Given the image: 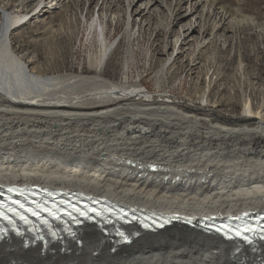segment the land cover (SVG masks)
Segmentation results:
<instances>
[{
    "label": "bare ground",
    "instance_id": "bare-ground-1",
    "mask_svg": "<svg viewBox=\"0 0 264 264\" xmlns=\"http://www.w3.org/2000/svg\"><path fill=\"white\" fill-rule=\"evenodd\" d=\"M124 1V10L118 0L109 6L130 19L128 10L138 1ZM170 2L177 17L185 3ZM207 2L216 6V0ZM148 5L134 16L147 13ZM220 10V22L239 17L227 6ZM26 16L0 7V54L8 65L0 64V185L70 191L97 201L90 204L93 217L54 233L43 230L39 239L17 228L0 232V264H264V240L223 241L192 223L193 217L264 210V113L249 100L229 121L217 120L220 104H181L154 95L140 78L103 76L112 47L102 26L98 51L88 58L92 75L36 74L10 42ZM196 28L190 25L187 34ZM161 72L155 73L158 87ZM204 97L211 103L209 93L195 101ZM224 105L230 107L231 99ZM104 202L162 214V223L146 230L113 224L95 210Z\"/></svg>",
    "mask_w": 264,
    "mask_h": 264
},
{
    "label": "rangeland",
    "instance_id": "rangeland-1",
    "mask_svg": "<svg viewBox=\"0 0 264 264\" xmlns=\"http://www.w3.org/2000/svg\"><path fill=\"white\" fill-rule=\"evenodd\" d=\"M37 1L0 0V7L12 15L28 14L24 25L12 31L10 42L14 53L36 74L92 75L88 58L98 51L102 26L112 47L103 76L118 81L125 76L129 81L140 78L154 95L166 94L181 104L201 108L220 104L213 113L217 120L229 121L249 100L264 113V0H216L215 7L207 0H182L185 4L177 17L171 12V0H137L128 10L130 19L109 6L117 0H42L31 10ZM118 1L124 10L125 1ZM195 3L199 7L188 16ZM150 4L147 13L134 16L136 8ZM223 6L238 13L237 22H220ZM190 25L197 28L187 34ZM3 59L0 64L7 69ZM192 61L197 65L190 71ZM159 70L160 88L155 76ZM201 93H209L211 103L205 97L195 101ZM227 98L230 107L224 105Z\"/></svg>",
    "mask_w": 264,
    "mask_h": 264
},
{
    "label": "snow or ice",
    "instance_id": "snow-or-ice-1",
    "mask_svg": "<svg viewBox=\"0 0 264 264\" xmlns=\"http://www.w3.org/2000/svg\"><path fill=\"white\" fill-rule=\"evenodd\" d=\"M229 231H232V229H228ZM244 231H247V229H244ZM236 235H241V231L239 229L236 230ZM245 240H247V237H244Z\"/></svg>",
    "mask_w": 264,
    "mask_h": 264
}]
</instances>
